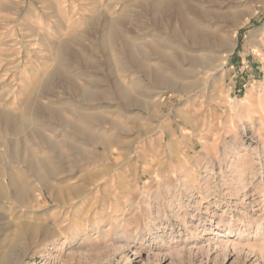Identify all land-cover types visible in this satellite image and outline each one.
<instances>
[{
  "label": "rangeland",
  "instance_id": "374dc122",
  "mask_svg": "<svg viewBox=\"0 0 264 264\" xmlns=\"http://www.w3.org/2000/svg\"><path fill=\"white\" fill-rule=\"evenodd\" d=\"M152 1L0 0V117L41 119L0 124V167L35 196L0 200L13 264H264V0H190L229 39L215 70L174 71L147 58L168 32Z\"/></svg>",
  "mask_w": 264,
  "mask_h": 264
},
{
  "label": "bare ground",
  "instance_id": "6f19581e",
  "mask_svg": "<svg viewBox=\"0 0 264 264\" xmlns=\"http://www.w3.org/2000/svg\"><path fill=\"white\" fill-rule=\"evenodd\" d=\"M149 5L155 15H163L169 27H167L169 30L166 29V32L168 31L167 34L162 33L153 37L159 46H149L150 53L147 55L149 60H153L162 67L163 70H175L178 66H185L192 58L195 60L199 58V61L205 60L207 62L205 64L206 67L212 68L213 70L216 69L217 66H215L214 62L218 60V56L216 55V50H218L217 46L218 44L225 45L229 39L228 35L218 34L215 30H211L208 26L209 21L191 10L190 0H153ZM248 16H250V14ZM247 20L248 17H242L235 22L234 25L245 23ZM176 23H179V29ZM101 31L103 43L111 44L114 40H119L117 36L120 35L121 32L118 33L113 23H108L103 29L101 28ZM175 32H179L178 34L180 35L174 37L173 34ZM131 39L134 38H129V40ZM137 39H140V37ZM115 50L117 53L116 56H118L116 62L117 68H126V70H128L126 60L120 56L123 53L122 49L118 47V49ZM123 50H125V47ZM59 56L62 58V54ZM136 69L147 76H152V79H159L162 77V73L160 72L151 73L148 61L145 60H140L136 65ZM92 76H94V74ZM89 82L91 83V80ZM152 91L155 93L154 88H152ZM100 93L104 95L113 94L110 91H100ZM159 97H157V99ZM156 106L157 104L155 107ZM0 118L1 128L5 130L27 132L31 129L33 134L39 133L36 128V125L41 122V119L38 118V114L33 116L31 119L32 121H28L22 117H14L11 114H4V116L2 115ZM32 122L34 125L33 128L30 127V123ZM21 159L23 163H25L27 170L32 173L37 170L36 164L38 159L32 152H21L19 154V160ZM0 174H2L0 179V200L2 203L8 198L11 191L14 192L15 201L20 203L23 201L31 202V200L35 198L31 190V185L26 178H23L24 173L22 171H11L10 164L5 163L3 165L1 164ZM0 264H13V262L8 257V254L4 253L0 255Z\"/></svg>",
  "mask_w": 264,
  "mask_h": 264
},
{
  "label": "crops",
  "instance_id": "0c3cea01",
  "mask_svg": "<svg viewBox=\"0 0 264 264\" xmlns=\"http://www.w3.org/2000/svg\"><path fill=\"white\" fill-rule=\"evenodd\" d=\"M34 4H43L44 0H34ZM50 3H53V1H50Z\"/></svg>",
  "mask_w": 264,
  "mask_h": 264
}]
</instances>
